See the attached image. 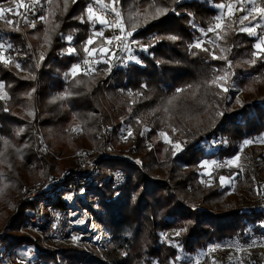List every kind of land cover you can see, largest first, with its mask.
Returning a JSON list of instances; mask_svg holds the SVG:
<instances>
[{
    "label": "trees",
    "instance_id": "1",
    "mask_svg": "<svg viewBox=\"0 0 264 264\" xmlns=\"http://www.w3.org/2000/svg\"><path fill=\"white\" fill-rule=\"evenodd\" d=\"M10 1L0 0V4ZM93 1L67 0L65 10V0L51 4L40 0L32 20L30 9L19 8L20 15L8 14L13 28L0 23L5 30L2 40L8 59H4L11 61H0V84L4 86L0 89V203L10 202L26 185L33 186L50 174L69 146L97 145L102 137V79L97 71L108 63H100L89 75L81 71L66 79L84 60L85 47L105 45L102 37L87 45L92 33L87 10ZM260 3L264 7V0ZM220 4L224 0H117L114 7L126 15L127 30L137 23L132 38L145 48L137 53L140 63L128 62L115 72L125 97L111 91L106 100L118 121L112 142L120 143V150L142 156L145 166L165 168L166 175L156 177L121 160H100V175L114 169L126 176L117 189L110 183L95 187L103 210L97 220L111 242L92 254L64 249L61 264H192L195 256L213 244L248 248L243 251V264H263L259 248L252 243L264 241V208L254 204L264 198V166L258 163H264V149L254 145L249 156L253 165L243 171L219 169L212 173L210 183L201 179L203 161L225 162L241 151L246 140L264 136V96L258 97L264 87V50L256 57L255 47L260 35L241 31L240 15H234L227 19L231 27H226L224 40L213 44L225 48L227 59H214L213 53L219 52L205 40L216 39L207 29L219 15ZM156 8L167 11L156 15ZM136 12L141 15L136 17ZM197 40L209 51L192 48ZM40 47L44 52L38 62ZM251 60L255 63H247ZM226 72L230 76L225 87L236 86L254 95L239 109H232L227 93L211 83ZM174 96L176 100L168 105ZM78 125L82 131H72ZM126 127L132 134L121 142ZM160 131L180 142V147L175 151L162 143ZM224 174L233 177L237 205L228 198L230 188L220 181ZM31 208V203L23 204L10 217L8 231L16 233L0 237L3 250L31 243L18 232ZM10 211H2L0 220ZM229 253H223V264ZM56 254L42 251L39 257L53 261Z\"/></svg>",
    "mask_w": 264,
    "mask_h": 264
},
{
    "label": "rangeland",
    "instance_id": "2",
    "mask_svg": "<svg viewBox=\"0 0 264 264\" xmlns=\"http://www.w3.org/2000/svg\"><path fill=\"white\" fill-rule=\"evenodd\" d=\"M23 3L26 5H31V0H23ZM224 4L225 5L233 4V5H236V7H239V5L236 3V0H224ZM0 6L10 7V8L16 7L15 3H13L12 1L3 2L0 4ZM89 6H91L93 8L95 17H102V18L109 21V24L105 25V24H101L99 22V20L95 19V17L93 19H90L88 16V19H89V21L91 23V27H92V33H91V36L89 39H91L93 41L92 43H94V41H96V39L102 37L105 41V45H103L102 47H99L97 49H88L89 52H92V55H89V53L87 52L84 60L85 59L89 60V62H90L89 65H84L83 64L84 60L79 63L81 65V71L88 69L90 66L96 70V69H98L97 66L100 63H105V64L108 63V66L106 65V67L100 65V67L97 71L98 74L101 76V79H102V82L100 83L99 86L102 87V84H104V86L107 88V94H108L107 96H105V95L100 94V92H99V100L102 104V110H103V113H102L101 118H100L102 137H101V139L97 145L92 144V143H86L85 146H83V148L82 147L73 148V147L69 146L67 151H65L62 154V157H59L56 160L53 171L50 174H47L45 177H41L35 184L42 183V182L46 181L50 176H52L55 173L59 174V173H62L64 171H67V170H78V169H80L81 167H80V163L78 161V158H79L78 155L83 153V151H85V150H90V151H93L94 153H99L102 150V144L105 143L106 141L110 145V151L115 153V154L131 153V154L135 155L132 152L125 151L126 149L120 150V148L122 146L120 143H117V145H114V143L112 142V136H113V132H114L113 129L118 128V121L114 118V112L115 111H112L109 108L106 100H108L110 98V92L111 91H114V93L121 98L125 97L123 88H121L119 86V84H116L117 82L115 79V72L117 70L112 69L113 65L115 63H117L122 58L123 55L125 57V63L123 64V67H125L128 62L140 63V59H139L137 53H140L145 47L141 45L140 41L135 40L130 44V46L128 45V47L125 48L124 44L125 43L128 44V40L131 39L132 36L129 37L128 40L124 41V42L113 40V42L111 44L107 43V41L112 40L113 37L118 36V35H123L118 28L111 26L112 22L110 20V16L114 15V13L111 11V9H112V7H114V5L112 3L107 4L104 0H94L93 3L90 4ZM255 6L262 7L261 3H259L257 0H255ZM36 7L37 6L28 8V9H30V16H29L30 20H32L36 14V11H37ZM251 7H253V5L251 3L245 2L243 12L234 11V14L232 16L226 15L224 28L223 29H217L216 31L212 32L215 35L216 39H213L212 41H208V40H210V38L205 40V42H209L213 46V48L217 52H219V55H216V56L226 57L225 56V54H226L225 48L223 49L221 45L214 46L213 44L217 43L218 42L217 40H219V39L221 41L224 40V35L226 34L225 29H226L228 23L230 22V21L227 22V19L228 20L234 19L233 16L236 14L240 15L239 18L244 16V15H247L248 10ZM222 11L226 12L227 9H220L219 8V15L221 14ZM8 14H10V13L6 14V19H8ZM121 15L123 18V23L126 22V15L124 14V12H121ZM239 18H238V20H239ZM0 23H2V26H5L7 28H13L12 24L11 25L7 24L4 19H0ZM124 25H125V31H128L127 27H126V23H124ZM96 26H101V29L96 30V28H95ZM240 27L241 28H243V27H255L256 35H252V36H257V34L260 35L259 40L256 44L260 43V40L262 38H264V18H261L259 16V14H254V17H249V20H246L243 25L240 24ZM1 29L2 28L0 27V33H1L0 34V44H2L4 46V48L0 49V54H2L4 58H7V56L5 54L6 45L2 40L3 31H5V30H1ZM97 33H102V35H96ZM91 44L87 43L88 46H90ZM93 50H95V51H93ZM263 50H264V46H262L261 49L256 48V52H257L256 57H258L259 53L262 52ZM43 52H44V47H40L38 49V62H40L41 55H43ZM97 61H99V62H97ZM105 61H107V62H105ZM240 65H242V64H240ZM243 67H245V65ZM71 73H72V69L68 72V74L66 76L67 81L73 76ZM225 93H227V95H228L227 97H228L229 101L231 102V108L232 109H239L244 103L251 101L253 96H254V95L246 94L245 92L241 91L236 86L231 87ZM260 96L261 97L264 96V87H261L260 91L258 92V97H260ZM107 111L110 114H108ZM102 117L105 119L103 122L101 121ZM107 125L111 126L109 139L106 138V132H105V127H107ZM129 131L130 132L132 131V129L130 127L124 128L123 132L121 133V139H119V141H121V142L126 141L124 139H126L129 136L128 135ZM162 132H164V131H162ZM160 133H161V131H160ZM160 133H159V140L168 146H173L174 150L176 151L177 148L175 147V145L176 144L180 145V142L172 141L171 137L167 134V132H164L166 134V137L161 136ZM166 138H167V140H166ZM262 139H264V136L258 138V140H256V141H253V143L251 145H245L244 144L240 152H238L233 157L226 159L225 162H220L218 160H212V161L205 160V161H203L201 164V166L203 167L202 176H201L202 182L205 184L210 183L211 182L210 177L212 176V173L214 171L219 170V169H224L226 172L241 171L239 168H237L235 166H229L226 163L227 161L234 159L237 155H239L241 158L238 163L242 166V168L245 166H249V167L252 166L253 161L249 159V156L251 155V152L254 148V145H259V147L261 149H264V143L259 142ZM136 157H142V156L136 155ZM115 160L117 161L119 159H113V161H115ZM143 161H144V169H142V170L144 172L146 170L147 171L149 170V172L153 176L160 177V178L163 177L164 175H166L165 168H163L159 165L145 166L146 165L145 159H143ZM213 162H215V164H213ZM258 163H261V165L264 166L263 162L259 161ZM204 165H207V166L205 167ZM217 165H219V166H217ZM110 170H112V169H109L106 172V174L101 175V178L104 179L105 177H107L108 174L110 173ZM99 171L101 174V168H99ZM222 177L233 178V177L225 175V174ZM107 185H109V182H103L102 184H99L97 186L88 187L87 188L88 191L91 192L89 202L85 203L83 200H80V204L82 206H84L86 208V210H88L96 218V220L100 214V211H101V213H103V210H102V207L97 202L98 198L96 197V194H95V187H104ZM222 185L230 188L228 198L234 205H237L238 199H237V195L235 192L234 180L232 179L231 183L226 182V183H223ZM26 187H30V186L26 185L23 188V190ZM119 187H117V188H119ZM117 188H115V189H117ZM18 194L19 193H17L15 195V197L8 203H5V202L0 203V213L3 211L2 212V214H3L7 210V208L11 209L8 217L5 220L3 219L4 221L0 220V237L2 235H5V234L6 235H14L16 233L14 231L9 232L8 229L10 228V224H11L9 221L10 217L14 216L17 213L20 206L23 205V204L17 205ZM254 204L256 205V204H258V202L257 203L254 202ZM192 208L196 209L197 206L193 205ZM199 210H201V209H199ZM1 215H0V218H1ZM102 227L107 232L108 236L110 237L106 228L104 226H102ZM18 232L20 235L24 236L22 234V232L20 231V229ZM29 241H31V240H29ZM110 242H111V237H110V241L104 242L103 246L97 245L95 242H83V243H79L77 245H74V244L66 245V244H60L56 241H48V244L51 247H49L48 249H45L40 241H31V243L27 244V246L24 245L22 247H16V248L13 247V249L11 248V251L13 254V258H15L17 260L18 264H27L28 261L30 260V258L27 257V255H28V253H30L32 251L36 253L35 258L40 259L41 262H43V264H61L62 259H61L60 254L64 249L75 248V249H79L81 251H84L86 253L92 254L96 250L106 249L109 246ZM0 243L2 244V242H0ZM254 244L259 248L260 256L263 257V264H264V241L259 242V240L258 241L256 240V241H254V243H252L253 246H254ZM2 247H3V244H2ZM247 249L248 248L238 246L237 244H229L227 246L213 244L212 246H210V248L206 252H201L199 255L195 256L192 264H223L222 255L224 252L226 253V251H228L230 253L227 256L226 261H224V264H235V262L232 260V259H234V255L231 257V255L234 253L241 256V258H242L241 264H243V254H244L243 251L247 250ZM7 250H10V248L6 249L5 251H7ZM42 251H44V252L56 251L57 252L56 259L53 261H50L46 258L39 257V254L42 253Z\"/></svg>",
    "mask_w": 264,
    "mask_h": 264
},
{
    "label": "built area",
    "instance_id": "3",
    "mask_svg": "<svg viewBox=\"0 0 264 264\" xmlns=\"http://www.w3.org/2000/svg\"><path fill=\"white\" fill-rule=\"evenodd\" d=\"M259 3L261 0H257ZM111 22L115 16H110ZM135 41L132 37L128 45ZM125 63L124 55L113 65L112 69L119 70ZM100 94L107 96V88L102 84ZM108 112V111H107ZM108 114H110L108 112ZM105 119L102 117V122ZM116 127V126H115ZM111 126L105 127L106 138L109 139ZM80 169L67 170L62 173H55L42 183L26 187L18 194L17 205L31 203L32 208L20 226L22 234L31 241H40L45 249L51 247L48 241H56L60 244L77 245L83 242H95L97 245H104L110 241V237L101 224L84 206L80 200L89 202L90 192L88 187L97 186L103 182H109L113 189L119 187L126 180V176L118 170H110L104 179L101 178L99 162L103 159H119L126 163L144 169L142 157H136L131 153L115 154L110 151V145L106 141L102 144V150L94 153L85 150L78 155ZM102 181V182H101ZM69 197H71L69 199ZM110 200H108L109 202ZM258 206L264 208V198H260ZM256 202V203H257ZM83 221V223H81ZM27 264H43L36 259V253L30 252ZM235 264H241L242 258L236 254ZM0 264H18L13 258L10 250H3L0 243Z\"/></svg>",
    "mask_w": 264,
    "mask_h": 264
},
{
    "label": "snow or ice",
    "instance_id": "4",
    "mask_svg": "<svg viewBox=\"0 0 264 264\" xmlns=\"http://www.w3.org/2000/svg\"><path fill=\"white\" fill-rule=\"evenodd\" d=\"M12 2L15 3V5H16L15 8L0 6V19H4L5 22L7 24H9V25L13 24V21L11 19H6V14L7 13H11L12 15H20V13L17 11V9L22 8V7L25 8V9H28L30 7H34V6L40 5V0H31V5L24 4L23 0H12ZM245 2L251 3L253 5V7H251L248 10V14L247 15H244V16L239 18V23L241 25H243L246 20H249V17H254V14H259V16L261 18H264V7L255 6V0H236V3L239 5V7H236V5H233V4H227V5L220 4V5H218V7L220 9H227V11L226 12L222 11L220 15L216 16L214 23L207 29V32H214L217 29H223L224 25H225V16L226 15L227 16H232L234 14V11L243 12L244 11ZM48 3L51 4L52 0H48ZM116 3H117V0H112V4L113 5H115ZM66 7H67V0H65V10H66ZM87 11H88L89 18L93 19L95 17L93 8L91 6H89ZM111 11L114 13V16H115V20L112 22L111 26L115 27V28H118L123 35L115 36V37H113L112 40L107 41V43L111 44L113 42V40L121 41V42L127 41L128 38L132 36V33L135 31L136 27L138 26L137 23L133 22L132 25H131V30L125 31V25L123 23V18H122L121 12L119 10H117L115 7H112ZM166 11H167V9L156 8L155 9V14L156 15H160V14H163L164 12H166ZM140 15L141 14L139 12L135 13L136 17H139ZM147 18H148V14H145L144 19L146 20ZM43 19L46 20V18H43ZM95 19L99 20V22L101 24H105V25L109 24V21L104 19V18H102V17H95ZM130 19H134V17H130ZM31 26L35 27V24H32ZM227 27H231V22L228 23ZM16 30H18V29H16ZM241 31L247 32L250 35H256L255 27H243V28H241ZM206 34L207 33H205V35ZM96 35H102V33H97ZM44 39H45V42H48L49 37H48L47 33L45 34ZM69 39H71V38L69 37ZM168 39L175 40V39H177V37L170 36V37H168ZM92 42L93 41L91 39H89L88 44H91ZM262 46H264V38H262L260 40V43L255 45V47L257 49H261ZM124 47L127 48L128 44L125 43ZM191 47L192 48H201L205 52L209 51L207 48H202V41H200V40H197L196 43L191 45ZM3 48H4V46L2 44H0V49H3ZM84 51L88 52L89 55H92V52H89L87 47H85ZM93 51H95V50H93ZM69 52L70 53L75 52V49H69ZM213 58L214 59H227V57H218L214 53H213ZM41 59H43V55H41ZM0 61L4 62L5 64L11 62L10 60L4 59L2 54H0ZM97 62H99V61H97ZM105 62H107V61H105ZM247 63L254 64L255 60L248 61ZM83 64L84 65H89L90 62H89V60L85 59L83 61ZM15 66L18 69L20 68L19 64H16ZM230 66L231 65H229V67ZM80 71H81V65L77 64V65H75L72 68V73L71 74L73 76H75ZM94 71H95V69L90 66L88 69L84 70V75H89V73L94 72ZM229 76H230V73H227V72L225 74H223V75H218L211 81V83L216 85L217 87H220L224 92H227L228 88L225 87V84L227 83V80H228ZM221 82H223V83H221ZM77 83H80V81H77ZM3 87L4 86L2 84H0V89H2ZM189 87H191V86H189ZM177 91L178 92H184L185 89H178ZM197 91H198V89H197ZM129 95L131 96L132 93H129ZM193 95H195V92L193 93ZM60 98L63 99L64 97H60ZM175 100H176L175 96L170 98L167 101L168 105H172ZM165 111H168V109L165 108ZM175 130L176 129H173V131H175ZM72 131L78 132V131H82V129L78 125L76 128H73ZM131 134L132 133L129 131L128 135L130 136ZM160 135L166 137V134L164 132H161ZM166 140H167V138H166ZM259 142L264 143V139H262ZM252 143H253V141H251V140H246L244 142L245 145H251ZM5 144H7V141H5ZM175 147L179 148L180 145L176 144ZM240 159H241L240 156L237 155L234 159L229 160L226 163L229 166H235V167L239 168L241 171H243L242 166L238 163L240 161ZM213 164H215V162H213ZM204 166L206 167L207 165H204ZM217 166H219V165H217ZM0 175H2V174H0ZM231 180H232V178L220 177V181H221L222 184L226 183V182L227 183H231ZM5 187H7V185ZM70 198L71 197H69V199ZM81 223H83V221H81ZM176 235H179V232H177Z\"/></svg>",
    "mask_w": 264,
    "mask_h": 264
}]
</instances>
